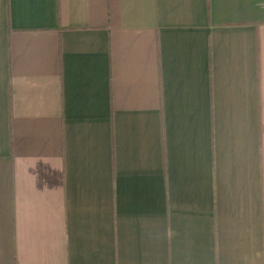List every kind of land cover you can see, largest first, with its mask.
Masks as SVG:
<instances>
[{
    "label": "crops",
    "instance_id": "crops-1",
    "mask_svg": "<svg viewBox=\"0 0 264 264\" xmlns=\"http://www.w3.org/2000/svg\"><path fill=\"white\" fill-rule=\"evenodd\" d=\"M0 0V264H264V0Z\"/></svg>",
    "mask_w": 264,
    "mask_h": 264
},
{
    "label": "trees",
    "instance_id": "trees-1",
    "mask_svg": "<svg viewBox=\"0 0 264 264\" xmlns=\"http://www.w3.org/2000/svg\"><path fill=\"white\" fill-rule=\"evenodd\" d=\"M208 6L210 7V0H208ZM209 7H208V9H209ZM210 10V9H209Z\"/></svg>",
    "mask_w": 264,
    "mask_h": 264
}]
</instances>
